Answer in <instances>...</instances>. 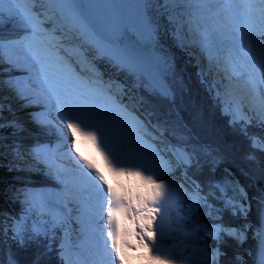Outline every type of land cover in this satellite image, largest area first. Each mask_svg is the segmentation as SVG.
Listing matches in <instances>:
<instances>
[{
	"label": "trees",
	"instance_id": "trees-1",
	"mask_svg": "<svg viewBox=\"0 0 264 264\" xmlns=\"http://www.w3.org/2000/svg\"><path fill=\"white\" fill-rule=\"evenodd\" d=\"M167 1L146 0L145 14L155 37L152 34L142 45L136 43L155 60L167 95L161 94L137 65H126L111 53L93 56L94 68L101 77L119 81L150 124L193 158L192 164L182 167L198 198L185 213L178 232L173 233V242L185 245L175 248V260L185 264L182 258L189 255L188 247L200 246L213 255L211 264H255L259 207L264 198V148L247 138L254 129L264 134V122L252 121L244 128L230 126L215 112L216 107L204 97L197 60L189 51H182L172 34L164 7ZM0 204H7L3 192ZM7 211L8 227L18 228L15 234L5 235L4 241L0 239L4 244L0 252L7 264H67L61 246L63 235L35 232L26 219L24 226L22 221L14 223L16 214ZM214 227L217 232L211 235L209 230ZM233 229L238 231L236 236L228 233Z\"/></svg>",
	"mask_w": 264,
	"mask_h": 264
},
{
	"label": "bare ground",
	"instance_id": "bare-ground-1",
	"mask_svg": "<svg viewBox=\"0 0 264 264\" xmlns=\"http://www.w3.org/2000/svg\"><path fill=\"white\" fill-rule=\"evenodd\" d=\"M55 1L58 2V3H60V5L62 6V8L65 10V7L66 6L64 4V2H65L64 0H55ZM71 1L73 3L74 7L76 9H78L79 8V6H78L79 5V0H71ZM255 1H258V0H255ZM111 2H112V5H113V20H112V23H111V27H112L113 36L115 38V42L114 43L116 44L117 50H119L120 54H123L124 56L128 57L129 59H131L133 61L134 60L133 59V54L130 51L129 46L124 43V39H123V36L122 35H125L126 33H128L127 32V28H129V29L130 28H138V31L140 32L139 27H138V23H140L141 0H111ZM0 6L1 7L2 6H6V2H3V0H0ZM28 6H29V8H30V6H32L31 5V2L28 3ZM28 11L29 10L26 11V10L23 9L22 12H21L24 20H29V19H30V21L31 20H34V18H35L34 15L33 14H28ZM71 13L73 15H75V12L71 11ZM224 14L225 13H223L222 15H224ZM36 16H38V19H39L38 24H41L42 16H41V14L38 13V11H37ZM228 20L230 22V20H231L230 19V15H228ZM230 25H231V23H230ZM36 29H38V28H36ZM21 30L26 31L24 25L21 27ZM37 32L39 34V37H36V40L37 39L40 40V44L38 46L41 45L44 48H47L48 46L46 45L45 41L43 40V37L40 36V34H42V30L39 29V30H37ZM3 35H4V33L3 32H0V39H2L4 37ZM32 37H35V36H32ZM260 48L262 50V53L261 54H262V58H263L264 57V46L263 45H260ZM16 49H17L18 52H16V51L15 52L18 53V55H20V54L23 55V52L19 50L18 46H16ZM49 50L52 51V53H53V46L52 45H49ZM66 56H60V58H59L60 61L65 60L66 59ZM25 57L27 58L26 55H25ZM6 60L9 62V60L7 58H6ZM70 62L66 59L64 65H63V68H64V70L67 73V76L70 77L76 83H84V80L82 79L83 73H81V72L80 73H77L74 70V68H76V67L73 64H71ZM10 66L13 67L12 70L15 69V71H13L14 72V75L17 74V76L18 77L20 76V78H21L20 73H18V71H20V70H17L13 66V64H11ZM219 72L220 71L218 70V73ZM248 76H249V74H248ZM153 86L161 94H164L157 86H155V85H153ZM78 88H80V86H78ZM250 88H253V84L252 83H251V87ZM7 89L9 90L8 91L9 92V96L8 97H11V98H9V101L7 100V102H4L5 101V100H3L4 97L2 95H0V99H1L0 100V106L6 104L8 102H10L11 104H13L12 106L14 108L18 109V106L16 105V104H18L22 109L16 110L17 111L16 114L18 116H22V112L25 111V109L22 107V103H21L22 101L21 100H18L17 98L12 99L14 97V94H16L18 96L19 95H23L25 97V99L27 100V101H25V108L28 107L29 104L31 105L30 99H33V98L32 97H29L28 95H26L23 91H21V89H20V91H21L22 94H18L20 92H16V90H14V87L11 88V89H9V87H8ZM91 89H92V87H91ZM209 89H210V87H209ZM210 91H211V89H210ZM80 92L88 95V97L92 98V101H93V95L92 94H93L94 91H93V89L91 91L89 89L88 85H81ZM3 93H5V92H3ZM34 96H41V94L40 95L34 94ZM101 96L107 99V103H109V102L116 103V105H113L110 108L116 110L121 115L124 114V118L127 120V123L126 124L125 123L121 124V127H122L121 130L124 131V132H127L128 133V138L129 139H132L133 142L137 141V142H140L141 144H143V146H144L143 151H147V153L149 154L148 157H149V160L152 162L153 169L157 167V169H156L157 170L156 176H151L150 177L151 170L149 169V164L147 163L146 159H144V157H146V155L141 156L142 153H143V152H141L137 156L138 157L137 163L134 164L135 165V168L138 167V175L139 176H142V177H147L149 180H152V181H154V180L155 181H158L157 186L159 188H161V189H164L166 191V193H169V195H170V198H167L166 199L169 204H171L173 202L180 201L182 199V197L184 196L183 193H182V191H184L183 188H182V185L180 184V181L179 180L176 181V180H173V178L170 179L169 176H168V175H171V174H173V175L178 174V170H177V168H175L177 165L174 167L173 166L174 164L172 165L169 162V160H168L169 157H167L168 154L167 155L166 154L165 155L159 154L158 156L156 155V152H157L158 148H161V147L156 146L152 142H148L147 139H140V138H138V136L135 133H133V131H132V128L134 126V124L132 123L133 117L129 113H127L128 111H122V109L119 106V105H121L120 103H117L113 99V97L111 95H106L105 93H103V94H101ZM42 100H44V99H42ZM74 108L77 111H79V110L82 109V107H78V106H74ZM93 108H95L96 110H98V107H96L95 105L93 106ZM236 114H239V112L237 111ZM27 123L24 122V121H18V120L10 121L8 123H0V145L2 143L3 146H4V149L1 150V152L3 154H6L8 152L7 155H6V157H5V159H7V161L2 160L0 158V164L2 166V167H0V172H1L0 175L6 176L8 174V175L11 176V170L8 169L7 166H9V168L13 169L12 171H15L16 170V173L20 175L23 172V169L22 168H23V165H24V161L21 164H19L20 162L19 163H16V161H14V162L12 161V160H15V157H16L15 156V151H16V149L18 148V146L21 143H23V142L25 144L28 143L30 139H32L33 141H35L33 138L30 137L31 134H32L31 136H37V135L40 134L39 131H41V134L44 136V134H43L42 131H48V130H50L46 125H43L41 122H36L33 125H30V124H27ZM28 130H30V131H28ZM168 144L171 145L170 143H168ZM26 145L28 147L32 148V149H36L37 148L36 141H35V143H29V144H26ZM170 147L172 149V155L173 156L176 155V158L178 159V162L181 164L182 163L181 162L182 161V158L179 156V153L176 151V148H173L172 146H170ZM9 153L11 155V156H9L10 158L8 157V154ZM46 156H49V154L48 153L45 154V159H47ZM154 156H155V161L152 158ZM22 159L24 160V157ZM164 159L166 161L165 165H163V163H162V161L164 162ZM33 160H34V157H33ZM57 160H60V158H57ZM57 160H56V162H58ZM41 161H44V158L41 159ZM58 163L60 165H62L63 167H65V165L62 164V162L61 163L58 162ZM47 164H48L47 162H44V165H47ZM158 166H160L159 167L160 170H159ZM80 167L82 168V171L83 172L79 175V177H77V179H76V177H72V179L71 178L68 179V177H67L68 182H67L66 185H68L70 183V185H72L73 187H77L80 190L81 194H85L84 196L88 200H90V197L89 196H91L93 194H98L101 197L102 196V193H101L100 188L98 186H87L89 183L94 184V183L97 182L96 178L94 177V175H93V173L91 171V167L88 164V162L83 159L80 162ZM2 169L4 171H7L8 173L5 174ZM25 176H26V174L23 175V178H27L28 179V177L27 176L25 177ZM65 178H66V176H62L60 178V181L61 182L64 181ZM88 179L92 180L93 182L89 181ZM74 181H76V182H74ZM22 182L24 183V181H22ZM81 182H83L84 185ZM59 185H61V183ZM59 185H57V186H59ZM66 185L63 187V190L66 189V188H69V186L67 187ZM22 188L23 189H20L21 192L19 191L18 194L20 195L19 198H23V204L25 206H27V207L35 206L36 205V201L35 202H31V201H27L26 200V198L24 196V185L22 186ZM78 189H77V192H78ZM142 191L145 192V189L142 188ZM2 192L4 193V191H2ZM2 192H0V193H2ZM33 192L35 193V195L38 192V188H37V186L35 184H33ZM171 195H175V198L172 197ZM4 197H5L6 200L8 199V198H6V195H4ZM55 198H56V196H55ZM59 201L61 202V204L63 206L66 205L64 199H60ZM104 202L106 203V199H104ZM39 204H40V201H38V204L37 205H39ZM145 204L146 203H144V205ZM85 205L86 204H83L82 206H85ZM70 207L72 209L73 208V204L70 205ZM8 209H10V210H20L17 207L16 203H15V197L12 198L11 201H9V202L7 201V204H1V206H0V239L2 241H4V238L3 237L5 235L7 236L8 233L15 234L16 233V230L18 229V228H14V229L12 228V229H10L8 227L7 221L10 222L9 215H8V211H7ZM21 209H23V205H22ZM104 209H105V207H104ZM104 209H103V211H104ZM35 210H38V208H36ZM80 210H81V208H80ZM137 210H143V209L138 208ZM61 218H63V221H64V217L62 216ZM161 219H162L163 226L169 220L167 218V214L162 215L161 216ZM12 220H13L14 223H17L16 221H18V222L19 221H22L23 222V220H25L24 213L17 212V214L14 216V218H12ZM24 224H25V222H23V225L22 226H24ZM64 227H66V226H64V224L62 223L61 225L57 226V229H59V230L62 231V229ZM34 231L37 232L36 230H34ZM68 234H69V231H68ZM37 235H39V233ZM64 240H66V239H64ZM145 241H148L150 244H152V240H151L150 237H148L147 239H145ZM156 243H158V240L157 239H156V241H155L154 244H156ZM154 244H153V246H154ZM0 246L1 247L4 246V244L1 241H0ZM198 247L201 248V249H204V248H202L200 246H198ZM0 260L2 262H4L5 264H7V259H6V257L1 252H0ZM197 260H198L197 261V264H202L199 259H197ZM2 262L0 264H2ZM154 264H159V263H154Z\"/></svg>",
	"mask_w": 264,
	"mask_h": 264
},
{
	"label": "rangeland",
	"instance_id": "rangeland-1",
	"mask_svg": "<svg viewBox=\"0 0 264 264\" xmlns=\"http://www.w3.org/2000/svg\"><path fill=\"white\" fill-rule=\"evenodd\" d=\"M38 2H39V0H34L35 4L33 2H31L32 6H30V8H31L30 13H35V14H33L35 17L34 20L39 22L38 16H36L37 10H38V5H36V4H39V8L42 12V18L46 22L45 28H47V30H49L52 33V35L59 36L61 39L60 43L58 44V50H57L58 55L59 54H60L59 56H66L67 55L66 57L68 58V60L71 61V63L77 69L80 67L83 70L82 72L84 74L85 82L88 85H90L94 89L95 92H98L101 94L105 93L106 95H111L117 103H118L117 100H119V103L121 104L119 106L122 109V111H128L127 113H129L133 117V119H132V123L134 124V126L132 128L133 133H135L138 136V138L147 139L148 142H152L156 146L161 147V148H158L156 155L158 156L159 154H161V155H165V154L167 155L168 154L167 157L170 158V159L168 158L169 162L172 165L174 164L173 165L174 167L177 165L175 168H177L178 174L173 175L170 173L171 175H168V176L170 179L173 178V180H176V181L179 180L180 181V184L182 185V188L184 190V191H182L184 196L182 197V199L180 201L173 202L171 204V209L174 212L178 209H181V208H183V210H185V208L189 209L190 205L195 204L197 202L198 193L195 190V188L192 187L186 181V179H184V176L182 175V167L180 168V165L177 163L176 159H174V157L172 155V149L170 148V145L168 144L169 142L163 136H161L160 132L155 127L151 126L146 121V119L142 115V113L138 112V110L135 107V104L133 102V99L126 94L127 89H125L123 87V85L121 83H119V81L112 79L110 77L99 78V76L91 73L90 70L87 69V67L85 68V64H87L88 67L92 65V63L90 62V58L92 57V56H90L91 53L89 54L85 50V55L82 56L80 54V56H79L82 60L81 59H80L81 61L78 60V54L80 52L78 53L79 50L76 49L77 48L76 46H83V45H79V44H83L84 42H86L88 39V36L84 35L83 32H78L76 30L74 23L76 25H77V23L75 22V20L72 18H71V20L65 19L67 17L66 14H63L65 16V18H63L58 13V11L56 10V8L53 4L54 1H52V0H44V2L40 1V3H38ZM49 3H52L50 5V9L49 10L44 9L43 6L49 5ZM140 22L143 23L145 25V27L147 26V23H145V19H144V16L142 13L140 14ZM63 30H66L67 33L65 32V34H63L62 33ZM129 30H132V29H128V31ZM148 30L150 31L149 27H148ZM133 36H135V35H133ZM258 42L264 46V37L259 38ZM191 48L195 49L196 46L192 45ZM123 57L126 60H128V62L132 63V61L129 60L128 58H126L125 56H123ZM201 60H202L203 65L208 64L206 58H203ZM204 61H205V63H204ZM81 62H84V64L83 63L81 64ZM76 68H74V70L77 73H80V71H77ZM133 68H135V67H133ZM90 86H88V87L92 91ZM210 95L213 97V94L211 92H210ZM122 96L127 97L126 100L123 101ZM120 99L123 101L122 103L120 102ZM0 119H1V116H0ZM29 143H35V141L30 139L29 142L26 144H29ZM251 143L254 146H256L255 140H252ZM260 145L262 146V142ZM174 147L176 148V151L179 153V156L182 158L181 162H184L187 166L192 164L193 159L188 152H186L178 144H174ZM3 149H4V146L1 143V145H0V158L2 160L7 161V159H5V157H6L8 152L6 154H3L1 152V150H3ZM15 153H18V150H16ZM143 155H146V157H144V159H146L147 163L149 164V169L151 170L150 177L156 176L157 167L153 169L152 162L149 160V157H148L149 154L147 153V151H143L141 156H143ZM9 156H11L10 153L8 154V157ZM18 156L20 158L15 157V160H12V161L13 162L16 161V163L20 162L19 164H21L24 160L21 158L20 153L18 154ZM174 156L176 158V155H174ZM152 158L155 161V156ZM162 163H163V165H165V163H166L165 159H164V162L162 161ZM0 167H2L1 164H0ZM159 167L160 166H158V168ZM7 168L10 169L11 171L13 170V169L9 168V166H7ZM159 170H160V168H159ZM3 172L5 174L8 173L7 171H4V170H3ZM0 174H1V172H0ZM15 177L16 176H14L13 171L11 172V176L8 174L6 176L0 175V186H1L2 191L5 190L4 195H6L8 198H11V200H12V198L15 197L17 199V203H18L20 200V198H19L20 195L18 193H19V191L21 192L20 189H23L22 188L23 184L21 185L20 183H17L15 180ZM171 196L175 198V195H171ZM47 197L48 196L46 195V192L44 190H40L39 200H37V201H40V204L37 205V207L39 209H43V210L48 209L46 205L49 204L48 203L49 198H47ZM183 200H184V202L181 204V201H183ZM0 206H1V204H0ZM181 217H183V215L178 214L176 212L172 215H169V219L171 220V222H170V224H168V226H170V228L176 230V227L180 222L179 218H181ZM52 221H54V220H52ZM55 224H56V221H54V224L52 222L50 227L52 228V226ZM34 227L38 230H42V231L45 230V228L41 222L34 223ZM154 231L157 234L156 239L158 240V243L154 244V246L152 247V251L160 253L165 258L164 259H148V260H146L145 264H154V263L169 264V259H171L173 257L172 259L174 261V256L172 255V257H171V254L169 253L168 247L163 245L165 238L167 236L169 237V231H168V233L166 232V228H165V226H162L161 222L158 224H154ZM209 232L211 235H215L217 232V228H215V227L211 228V230H209ZM228 233L233 235V236H236L238 234V231L236 229H233V230H230ZM191 254L192 255L187 256V258L194 260L193 264H197V261H198L197 259H199L202 264H211V262H213V260H214L211 252H208L206 249H201L199 247H191ZM174 264H177V263L175 262ZM188 264H192V263L188 262Z\"/></svg>",
	"mask_w": 264,
	"mask_h": 264
},
{
	"label": "snow or ice",
	"instance_id": "snow-or-ice-1",
	"mask_svg": "<svg viewBox=\"0 0 264 264\" xmlns=\"http://www.w3.org/2000/svg\"><path fill=\"white\" fill-rule=\"evenodd\" d=\"M3 25V21H0V26ZM112 168L113 172H123L125 169L119 168L115 165H109ZM128 171H132V169H128ZM108 197L111 200V207L107 210L108 213V222L109 224L115 223V230L121 233L128 232L130 235H128L129 241H131L132 247L134 249H140L143 248L144 252L141 253L139 251L131 252L128 250V246L125 245L124 249L118 250L116 246L114 245V252H115V258L117 260L121 261H130L131 259H164L165 257L161 255L158 252L152 251V246L156 241L157 234L152 229V224L154 223L155 216L152 215V213L155 211L151 208H145V211L148 213L147 216H138L134 220L129 222V218L127 215V212L129 209H126L123 213H120L118 210V202L122 198V196L125 194L123 190L121 192H117L116 188L113 187L112 189H108ZM139 222L141 226L147 225L148 227L144 228V235L147 237H150L152 240V244H150L148 241H145L143 238L136 236V224ZM109 235L111 236V231L109 232Z\"/></svg>",
	"mask_w": 264,
	"mask_h": 264
},
{
	"label": "water",
	"instance_id": "water-1",
	"mask_svg": "<svg viewBox=\"0 0 264 264\" xmlns=\"http://www.w3.org/2000/svg\"><path fill=\"white\" fill-rule=\"evenodd\" d=\"M131 52L133 54V59L139 64L149 81L153 85L157 86L164 94H167L166 87L155 69L142 57L140 53ZM255 246V264H264V198L259 207V222ZM174 263L175 262H169V264Z\"/></svg>",
	"mask_w": 264,
	"mask_h": 264
}]
</instances>
